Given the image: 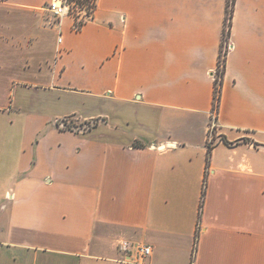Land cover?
I'll return each instance as SVG.
<instances>
[{
    "label": "crops",
    "instance_id": "1",
    "mask_svg": "<svg viewBox=\"0 0 264 264\" xmlns=\"http://www.w3.org/2000/svg\"><path fill=\"white\" fill-rule=\"evenodd\" d=\"M49 2L0 0V264H264V0L236 1L213 135L227 0H98L80 30Z\"/></svg>",
    "mask_w": 264,
    "mask_h": 264
},
{
    "label": "built area",
    "instance_id": "2",
    "mask_svg": "<svg viewBox=\"0 0 264 264\" xmlns=\"http://www.w3.org/2000/svg\"><path fill=\"white\" fill-rule=\"evenodd\" d=\"M98 6V0H50L47 5V10L51 13L55 22H61L65 17L73 19V26L80 30L88 21L93 19L95 11ZM62 41V38H59ZM234 45L230 39V35H225L223 40V54L228 53L233 49ZM216 71L214 73V76ZM217 111L213 110L212 119L209 127L210 134L213 135L217 127ZM121 250L126 255L124 259L127 264H135L145 257L151 255L152 246L143 243H133L128 240L121 242ZM132 254L135 256L134 260H130ZM128 256L129 259L127 258Z\"/></svg>",
    "mask_w": 264,
    "mask_h": 264
},
{
    "label": "trees",
    "instance_id": "3",
    "mask_svg": "<svg viewBox=\"0 0 264 264\" xmlns=\"http://www.w3.org/2000/svg\"><path fill=\"white\" fill-rule=\"evenodd\" d=\"M236 1L237 0H227L223 40L225 38V35L227 34L231 35ZM226 65H227V55L224 56L223 54V42H222V46L220 48L218 66L215 74V88H214V101H213V110L217 112L219 111L221 104L222 88L225 79Z\"/></svg>",
    "mask_w": 264,
    "mask_h": 264
},
{
    "label": "rangeland",
    "instance_id": "4",
    "mask_svg": "<svg viewBox=\"0 0 264 264\" xmlns=\"http://www.w3.org/2000/svg\"><path fill=\"white\" fill-rule=\"evenodd\" d=\"M45 17L46 18H51V15L49 16V13L48 14H45ZM53 20V18H51ZM36 25H37V20H36ZM38 32L39 30H37L36 28V37H38ZM10 90H7V92L9 93ZM5 92V93H7ZM4 96L6 97H3L2 98V103H7L10 101V97L9 94H4ZM0 122H3V123H6V122H9V116L7 114L3 115V114H0Z\"/></svg>",
    "mask_w": 264,
    "mask_h": 264
},
{
    "label": "water",
    "instance_id": "5",
    "mask_svg": "<svg viewBox=\"0 0 264 264\" xmlns=\"http://www.w3.org/2000/svg\"><path fill=\"white\" fill-rule=\"evenodd\" d=\"M63 124L67 125L66 124V120L63 121ZM94 124H95V122H90L89 124H83V125H79V126L78 125L74 126V128H77V130L86 131V130L90 129V127L92 125H94Z\"/></svg>",
    "mask_w": 264,
    "mask_h": 264
}]
</instances>
